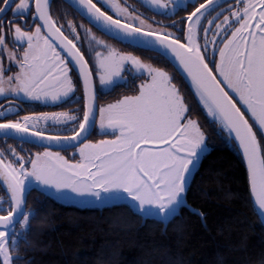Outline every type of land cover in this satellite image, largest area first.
<instances>
[{"label":"snow or ice","instance_id":"6c2138e0","mask_svg":"<svg viewBox=\"0 0 264 264\" xmlns=\"http://www.w3.org/2000/svg\"><path fill=\"white\" fill-rule=\"evenodd\" d=\"M139 2L172 17L198 0ZM225 2L207 0L179 26L173 21L154 27L162 21L146 18L126 0H67L98 32L178 64L207 115L242 150L251 196L264 218V0H234L226 9ZM93 27L59 21L52 0H0V97L17 101L0 105V140L6 145L0 148V184L8 194L7 200L0 197V264H14L20 259L14 252L27 242L35 214L27 206L30 191L96 205L124 201L136 213L166 223L186 206L189 178L209 152L207 133L172 74L108 43ZM80 29L92 63L82 51ZM70 64L82 81L81 115L9 118L22 110L19 102L66 101L77 87ZM125 73L139 80L134 88ZM97 81L105 91L123 83L133 94L98 105ZM97 124L106 138L93 141L89 136ZM49 125L75 126L62 135L51 134ZM9 139L18 145L7 144ZM24 144L43 151H28ZM53 147L75 151L70 159Z\"/></svg>","mask_w":264,"mask_h":264},{"label":"trees","instance_id":"16d2710c","mask_svg":"<svg viewBox=\"0 0 264 264\" xmlns=\"http://www.w3.org/2000/svg\"><path fill=\"white\" fill-rule=\"evenodd\" d=\"M114 41L172 74L207 133L209 152L186 193L195 211L181 207L165 225L156 219L144 222L126 204L80 208L30 191L27 206L35 214L27 242L14 252L20 257L14 264H264V226L235 142L165 57ZM0 197L7 200L2 188Z\"/></svg>","mask_w":264,"mask_h":264},{"label":"flooded vegetation","instance_id":"af4514ba","mask_svg":"<svg viewBox=\"0 0 264 264\" xmlns=\"http://www.w3.org/2000/svg\"><path fill=\"white\" fill-rule=\"evenodd\" d=\"M122 2H125V0H122ZM126 2L128 4L135 5L137 8H139L140 11L145 13L146 18L147 17H153L156 20L162 21V23L160 25H154V27H164L166 25H170L173 21L177 22V24L179 26V22L182 20V18L186 17L191 11H194L195 7H198L200 3L205 4L207 2V0H198V3H195V7L193 6V3H189L187 11H179L175 16H172V17H168L165 15H157L155 11H149L148 8L141 5L139 0H126ZM193 2H194V0H193ZM232 3H234V0H226V2L221 5V7L226 9L229 6V4H232ZM216 11H220V8H217ZM52 12H53L54 17L61 22L68 20V19H74L78 23L82 22L86 27H93L85 18L73 13L74 10L72 9V7L68 3H66L64 0H52ZM65 13H67V15ZM212 15H215V12H213ZM9 18H11L10 14H9ZM221 19H222V17H221ZM149 23H151V20H149ZM167 30L177 31V29H175V28H168ZM80 31H81L82 39H84V46L82 47V51H85L86 57H89V63H92V60H91L92 54L90 51L86 50L87 49V40H86V38H84L83 29H80ZM93 31L96 32L98 37L106 40L110 44L115 45L117 48L121 49L122 51L132 52L134 55L141 57L139 54H137L131 48L130 49L126 48L123 46V44L115 42L112 38L105 35L104 33L98 32L95 29V27H93ZM9 46L10 47L12 46L10 40H9ZM141 59L144 62L151 63L147 60H144L142 57H141ZM151 64H153V63H151ZM6 66H7V64H6ZM154 66H156V65H154ZM70 67L73 68V71L71 72V76H72V79L74 81H76L77 87H76V91L66 101L59 103V104H52V103L45 104V103L39 102V101L19 102L20 108L22 110L17 115L9 116V118L10 119H19L24 115H29V114L34 113V112L35 113L69 112L73 115H78V116L81 115V111H82L83 106H84L83 86H82V82L78 76V73L76 72L74 67L71 64H70ZM13 70H15V69H13ZM125 76L131 82L132 88H134L135 85L139 83L138 79L133 80V78L131 76H129L128 73H125ZM174 83H175V81H174ZM132 88L127 87L123 83H121V84H118L113 90L105 91L103 89V87L101 85H99V82L97 81L98 105H105L109 102L115 101L116 99L120 98L123 95L133 94ZM9 102H12L13 104L17 103V101L13 97H8L7 99L0 97V105H4L5 108L8 106ZM0 110H2V109H0ZM78 110H81V111H78ZM74 126L75 125H69L67 129H64V128H54L52 125H49V132L51 134L67 135V134H70L69 130ZM103 138H106V137L101 134L100 129L98 127V124L95 125L93 131L91 132V135L89 136V139H91L93 141H97V140L103 139ZM7 144L15 147L18 145V141L15 139H9L7 141ZM5 147H6L5 142L3 140H0V148H5ZM23 148L28 150V151H31V152L43 151V148H41L35 144H24ZM17 151L20 152L19 147H17ZM53 151H61L63 155L68 156L71 159L72 153L75 151V149L68 148L67 150H64V149H60V148H53ZM21 154H24V153L21 152ZM76 158L78 159L79 157H76ZM0 188L3 189L1 184H0ZM7 198H8V196H7ZM4 206L7 207L6 204Z\"/></svg>","mask_w":264,"mask_h":264},{"label":"water","instance_id":"95a60500","mask_svg":"<svg viewBox=\"0 0 264 264\" xmlns=\"http://www.w3.org/2000/svg\"><path fill=\"white\" fill-rule=\"evenodd\" d=\"M66 3H67V0H64ZM205 4H207V2L205 3ZM84 18V17H83ZM86 19V18H85ZM87 20V19H86ZM88 21V20H87ZM89 22V21H88ZM108 36V35H107ZM172 65H173V67L179 72V74L184 78V80L187 82V84L189 85V87L191 88V84H190V81H189V79H188V77L186 76V74H184L183 73V71L179 68V66H178V64H176V62L175 61H173L172 59H171V57L169 56V57H167L166 58ZM73 67H74V65H72ZM74 69L76 70V72L78 73V70L74 67ZM82 82V81H81ZM191 90H192V92L194 93V90L191 88ZM197 99H198V97H196ZM97 104H98V100H97ZM93 129H94V127H93ZM93 129L91 130V132L93 131ZM234 141V140H233ZM235 142V141H234ZM235 144H236V146L238 147V150H239V152H240V154H241V156H242V158H243V154H242V150L241 149H239V146H238V143L237 142H235ZM53 148H56V147H53ZM203 158V157H202ZM243 160H244V158H243ZM202 161V160H201ZM244 163H245V165H246V161L244 160ZM200 165H201V163L198 165V168L196 169V170H194V173H193V176L192 177H190V179H189V185H190V183H191V181H192V179H193V177H194V174L196 173V171L199 169V167H200ZM246 169H247V165H246ZM2 185V184H1ZM250 186V185H249ZM2 187H3V189H4V186L2 185ZM4 191H5V193H6V195L8 196V194H7V192H6V190L4 189ZM39 192H41L42 193V191H39ZM44 194H46V195H48V196H50L51 198H53L54 200H56L57 202H59V203H62V204H65V205H75V206H78V207H80V208H85V207H89V208H92V207H97V208H104V207H108V206H113V205H121V204H126L127 205V203L126 202H124V201H120V202H117V203H115V204H110V205H96V204H91V203H86V202H81V201H79V200H66V199H58L55 195H53V194H51V193H44ZM252 197V196H251ZM185 200H186V197H185ZM252 201H253V205H254V200H253V198H252ZM186 207H188V208H190L191 210H193L188 204H187V201H186ZM254 207H255V205H254ZM255 209H256V212H257V215L259 216V218H260V221H261V223L263 224V226H264V218H262L260 215H259V212H258V209L255 207ZM133 210V212H135V210L134 209H132ZM136 213V212H135ZM136 214H138V213H136ZM178 214H179V212H178ZM177 214V215H178ZM138 215H140V216H142L141 214H138ZM142 218H143V221L145 222V220L146 219H156V220H159L158 218H150V217H144V216H142ZM160 221V220H159ZM170 221V220H169ZM168 221V222H169ZM168 222H163L165 225H167L168 224Z\"/></svg>","mask_w":264,"mask_h":264},{"label":"rangeland","instance_id":"374dc122","mask_svg":"<svg viewBox=\"0 0 264 264\" xmlns=\"http://www.w3.org/2000/svg\"><path fill=\"white\" fill-rule=\"evenodd\" d=\"M147 63V62H146ZM112 102H114V101H112ZM109 103H111V102H109ZM108 104V103H107ZM106 105V104H105ZM190 179V178H189ZM66 200H73V199H66ZM80 201V200H79Z\"/></svg>","mask_w":264,"mask_h":264}]
</instances>
